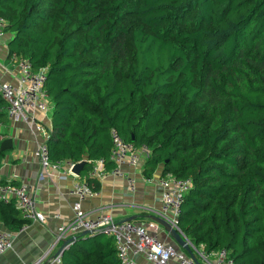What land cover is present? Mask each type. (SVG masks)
Instances as JSON below:
<instances>
[{"label":"trees","instance_id":"16d2710c","mask_svg":"<svg viewBox=\"0 0 264 264\" xmlns=\"http://www.w3.org/2000/svg\"><path fill=\"white\" fill-rule=\"evenodd\" d=\"M50 1L53 14L41 0H0L6 55L44 68L48 159L83 160L76 176L97 191L87 171L96 158L112 166L109 130L145 143V178L159 166L158 177L189 179L183 238L264 264V0ZM4 106L0 97L1 125ZM28 220L0 200L4 228ZM70 238L60 264H117L107 236Z\"/></svg>","mask_w":264,"mask_h":264},{"label":"built area","instance_id":"2783aa9c","mask_svg":"<svg viewBox=\"0 0 264 264\" xmlns=\"http://www.w3.org/2000/svg\"><path fill=\"white\" fill-rule=\"evenodd\" d=\"M4 23L5 20L0 17V39L3 38L4 32L1 28ZM5 57L14 66L16 73L13 81L0 78V97L5 102L4 112L7 121L11 124L20 121L28 133L35 132L41 138L31 151L39 166L37 180H48L53 175L59 180L70 175L77 177V174L70 171L75 162L50 161L46 154L44 139L49 127L47 120L50 105L48 106V98L41 88L44 68L32 70L25 57H16L13 53L8 55L5 53ZM1 63L0 61V67ZM108 134L110 140L108 159L112 166L105 169L101 158H96L91 162L87 173L97 181L106 175L123 178L126 191H132L133 176L124 168L140 166L143 159L148 156L149 149L145 143L134 146L121 140L114 129H110ZM3 138L5 136L0 134V140ZM158 184L160 192L157 209H146L148 215L143 219L116 221L108 213L87 214L82 209L80 201L83 197L93 195L95 191L82 177L74 179L70 183V191L76 196V200L70 204V217L56 225L51 244L61 245L68 236L88 231L110 238L117 264H233L224 248L205 251L201 245L193 246L185 240L192 256L190 257L172 242L169 231L160 221L181 234L176 224V216L179 201L189 186V179L166 173L158 177ZM9 199L22 216L43 222L44 215L32 207V196L25 183H0V200ZM51 217L59 218V213L54 212ZM11 246V230L0 227V254L9 250ZM51 262L59 264L58 254Z\"/></svg>","mask_w":264,"mask_h":264},{"label":"crops","instance_id":"0c3cea01","mask_svg":"<svg viewBox=\"0 0 264 264\" xmlns=\"http://www.w3.org/2000/svg\"><path fill=\"white\" fill-rule=\"evenodd\" d=\"M4 38H7L5 33L0 39V78L13 81L16 72L5 57ZM0 129L10 138V147L5 149L0 160V182L25 183L32 196V207L44 215L43 222L29 219L11 231L12 246L0 254V264H55L51 261L60 243L52 245V235L56 225L70 217V204L76 200L70 183L78 177L70 175L59 180L53 175L48 180H37L39 166L31 151L41 140L39 134L28 133L20 121L14 124L6 121L0 124ZM140 166L124 168L133 176L132 191H126L123 178L106 175L98 180L99 188L93 195L81 199L82 209L90 215L108 213L116 221L126 217L143 219L148 215L146 209H157L159 166L148 178L141 174ZM54 212L59 213V218L51 217ZM0 227H3L1 223Z\"/></svg>","mask_w":264,"mask_h":264},{"label":"water","instance_id":"95a60500","mask_svg":"<svg viewBox=\"0 0 264 264\" xmlns=\"http://www.w3.org/2000/svg\"><path fill=\"white\" fill-rule=\"evenodd\" d=\"M10 147V138L9 137H5L3 139L0 140V150H3V149H7ZM83 160H79L77 162H75L70 171L74 174H77L78 172V169L79 167L81 166ZM126 220H129L130 217H126L125 218ZM161 224H163V226L169 231V235H170V238L172 240V242L177 246L179 247L180 249H182L188 256L192 257L191 256V253L189 251V248L187 246V243L185 242V239L183 238V236L181 234H179L176 230H174L173 228H169L168 225L163 222V221H160ZM85 231H83L82 233H84ZM70 239H67L65 240L64 242L61 243V245L59 246L58 250L55 252L54 256L57 255L61 248L64 246L65 243H67Z\"/></svg>","mask_w":264,"mask_h":264},{"label":"rangeland","instance_id":"374dc122","mask_svg":"<svg viewBox=\"0 0 264 264\" xmlns=\"http://www.w3.org/2000/svg\"><path fill=\"white\" fill-rule=\"evenodd\" d=\"M99 1V0H97ZM50 0H41L40 4H39V8L43 11V13L46 14H53L55 12V10H53V6L51 4ZM125 23H130L132 21L130 16H126L124 19ZM50 105V102L48 103V106Z\"/></svg>","mask_w":264,"mask_h":264}]
</instances>
